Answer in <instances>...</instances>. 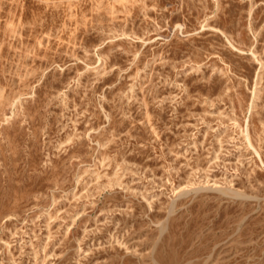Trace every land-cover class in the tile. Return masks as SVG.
Listing matches in <instances>:
<instances>
[{"label": "rangeland", "instance_id": "1", "mask_svg": "<svg viewBox=\"0 0 264 264\" xmlns=\"http://www.w3.org/2000/svg\"><path fill=\"white\" fill-rule=\"evenodd\" d=\"M0 264H264V0H0Z\"/></svg>", "mask_w": 264, "mask_h": 264}, {"label": "bare ground", "instance_id": "2", "mask_svg": "<svg viewBox=\"0 0 264 264\" xmlns=\"http://www.w3.org/2000/svg\"><path fill=\"white\" fill-rule=\"evenodd\" d=\"M10 90V89H9Z\"/></svg>", "mask_w": 264, "mask_h": 264}]
</instances>
